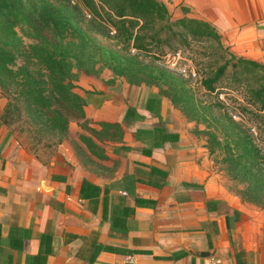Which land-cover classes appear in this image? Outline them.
<instances>
[{
  "label": "crops",
  "instance_id": "obj_1",
  "mask_svg": "<svg viewBox=\"0 0 264 264\" xmlns=\"http://www.w3.org/2000/svg\"><path fill=\"white\" fill-rule=\"evenodd\" d=\"M163 1L264 65V0ZM81 83L51 152L10 135L0 97V264H264V208L219 182L157 88Z\"/></svg>",
  "mask_w": 264,
  "mask_h": 264
},
{
  "label": "rangeland",
  "instance_id": "obj_2",
  "mask_svg": "<svg viewBox=\"0 0 264 264\" xmlns=\"http://www.w3.org/2000/svg\"><path fill=\"white\" fill-rule=\"evenodd\" d=\"M35 1L40 11L46 3L75 8L74 22L79 33L90 37L85 42L80 60L87 68L73 69L76 77L72 81V92L76 93L77 88L85 86L79 84L80 78L85 76L101 78L108 83L118 79L137 82L141 78L151 79L146 67L165 71L160 87L169 95L180 93L176 97L177 108L172 105L177 111L174 112L175 121L204 144L212 172L219 182L242 201L264 206V94L257 93L261 83L264 85V78H261L264 77V69L251 71L241 65L239 58H247L236 55L220 36L219 41L194 38L181 31L176 23L183 17L178 8L170 9L172 29L156 24L141 30L142 23L135 21L126 22L125 27H120L119 23L117 28L112 26L106 22L107 15L103 11L100 16L90 14L82 0ZM9 25L0 21V48L10 53V57L0 55V97L9 102V114L3 124L10 135L30 151L51 152L67 132H61L59 121L52 120L48 110L37 107L38 89L46 87L44 93L50 97L51 109L61 111L69 122L78 119L79 115L72 108V101L60 92H48L51 84H41L47 79V72L44 64L32 53L30 45L43 43V37L51 40L50 30L35 29L30 18L24 15L11 28ZM126 29L133 35L128 41ZM7 30H11L16 41L12 42L6 36ZM120 30L123 36H119ZM172 30L182 35H176ZM134 43L143 44L145 50L135 49ZM104 49L115 56L105 55L103 58L102 54L103 59L95 64L96 68L100 67L99 71L86 70L90 63L85 57H90V53L93 54L90 59L98 57ZM123 59H132L133 65L145 67L143 71L147 72L141 70L137 75L130 72L120 75L117 72L119 67L126 66ZM225 64L223 73L216 76L218 68ZM21 91L27 94L22 96L19 94ZM247 147L259 152L256 165L251 159L254 152L248 155Z\"/></svg>",
  "mask_w": 264,
  "mask_h": 264
},
{
  "label": "trees",
  "instance_id": "obj_3",
  "mask_svg": "<svg viewBox=\"0 0 264 264\" xmlns=\"http://www.w3.org/2000/svg\"><path fill=\"white\" fill-rule=\"evenodd\" d=\"M82 1L86 6V10L92 15L100 16L101 11H103V13L107 15L106 22L112 26H115L116 28L118 27V23L120 24V27H125L124 25L126 22L135 21L142 23L140 26L141 30L148 29V25L156 24H162V28L172 29V24L170 21L171 13L163 0ZM41 9L42 10L40 11L35 0H25V3L23 0H0V21H3L5 24H10L9 28H11L12 25L17 23L20 17L24 15L25 17L30 18L35 29L39 30L40 28L41 31L44 29L50 30L51 40L43 37V43L30 45L32 53L36 58L39 59L41 63L44 64V68L47 72V79L43 80L41 84H51L52 87L48 89V92H60L63 97L74 103L72 108L75 109L79 117H82L84 104L83 99L76 93L72 92L71 89L73 88L72 81L76 77V73L73 71V69L76 68L75 70L79 71L81 68H83V66L87 68L86 65H82L80 60L85 48V42L89 41L90 37L84 33H79L80 30L78 27H76L74 22L75 8L70 7L69 5L56 6L46 3L41 6ZM176 23L181 27V31L186 32L194 38H211L219 41V35L216 33L214 28L202 20L183 16L180 17ZM125 31L126 40L128 41L132 39V32L128 31L127 29ZM171 32L176 35L180 34L178 32L175 33L173 30ZM6 33V36L10 38L12 42L16 41L13 34L11 33V30H7ZM119 36H123V32L121 30ZM75 38H77V41ZM92 46L96 49H99L94 44ZM133 47L139 50H145L146 48L141 43H134ZM102 54L103 58L105 55L107 57L115 56L113 52L111 53L104 49L103 52L101 51L98 53V57H93V59H90V57L92 58L93 56V54L90 53V57H85L90 63V67H88L89 69L86 70L91 72L99 71L100 67L96 68L95 64L101 60ZM0 55L4 57H10L9 51L2 48H0ZM123 60L126 61V66L119 67L120 70L117 72L120 75H123L124 72L136 73L135 75H137L138 72H141V70L143 71L145 68L133 65L132 59ZM239 63L245 67H248L251 71H256L257 68L264 69V65L249 59L239 58ZM225 67L226 64L220 66L217 70L216 76L222 74L225 70ZM145 69H148L149 78H151L150 80L141 78L137 82L130 80L127 81L134 85L144 84L148 87H156L158 94L167 98L171 104L177 108L176 97L180 95V93H173L172 95H169L168 92L160 87V81L162 80L163 75L166 74L165 71L150 67H146ZM37 82L38 81L35 83ZM37 84L40 85V83ZM45 90H47L46 87L43 89H38V93H36L35 104H37L38 108L48 110L52 114V120L59 121L58 127L61 132L65 134L68 129L69 120L58 109H51L52 102L50 101V97L45 95ZM257 93L264 94V85H262V83L257 90ZM19 94L25 96L27 93L21 91ZM51 96L53 95L51 94ZM52 98H54V96ZM262 109H264V98L262 101ZM8 110L9 102L7 100L2 113V121L4 123H6V117L9 114ZM182 112L184 113V111ZM246 151L248 155H250L252 151L254 152V154L251 156V159L252 161L254 160L253 165H256L259 152L253 147H247ZM259 207L264 208V206Z\"/></svg>",
  "mask_w": 264,
  "mask_h": 264
},
{
  "label": "built area",
  "instance_id": "obj_4",
  "mask_svg": "<svg viewBox=\"0 0 264 264\" xmlns=\"http://www.w3.org/2000/svg\"><path fill=\"white\" fill-rule=\"evenodd\" d=\"M130 262H131V261H130ZM212 264H218V263H217V260L212 259Z\"/></svg>",
  "mask_w": 264,
  "mask_h": 264
}]
</instances>
